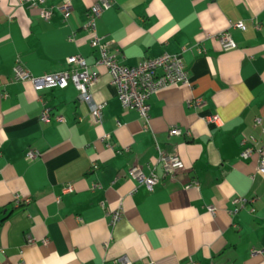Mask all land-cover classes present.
Listing matches in <instances>:
<instances>
[{"label":"crops","instance_id":"crops-1","mask_svg":"<svg viewBox=\"0 0 264 264\" xmlns=\"http://www.w3.org/2000/svg\"><path fill=\"white\" fill-rule=\"evenodd\" d=\"M97 2L31 8L0 0V264H114L122 256L133 264H264V176L256 154L241 158L249 136L264 147V0H110L96 29L119 63L168 53L188 72V84L152 95L147 126L122 107L90 46L84 25ZM43 8H53L49 20ZM238 22L244 30L232 27ZM222 32L237 49H222ZM75 55L97 74L100 124L73 85L37 92L13 80L18 64L40 77ZM197 99L202 106L191 104ZM45 107L51 117L42 122ZM216 115L219 125L207 122ZM174 126L184 134L170 136ZM159 149L185 170L165 176ZM29 150L40 156L27 160ZM133 166L155 169L160 184L138 185ZM16 196L30 202L18 205ZM118 207L123 216L112 223L108 212Z\"/></svg>","mask_w":264,"mask_h":264},{"label":"built area","instance_id":"built-area-1","mask_svg":"<svg viewBox=\"0 0 264 264\" xmlns=\"http://www.w3.org/2000/svg\"><path fill=\"white\" fill-rule=\"evenodd\" d=\"M46 0H18L19 4L25 2L30 3L31 8H38L44 4ZM111 7L110 0H98V2L88 11L87 22L84 25V30L92 35L90 40V46L97 50L99 53L98 63L104 66L110 75L111 84L115 87L118 99L125 110L137 111L143 120L146 122V126L149 122V100L153 94L158 90L173 86V85H186L188 84V72L181 58L175 55L164 53L159 57L145 59L141 61L135 67H128L122 65L117 61L115 56L111 54L110 43L97 34L96 22L98 18ZM65 19L70 16L72 6L70 3L64 4L61 7ZM53 8H43L41 10V17L44 20H49L52 17ZM256 28H259V24H255ZM233 28L244 30L245 24L238 22L233 24ZM221 47L224 51H230L237 49L236 42L231 38L228 32H222L218 35ZM13 80L18 82H30L34 90L37 92L45 89L59 88L65 89L70 85H73L79 92V98L89 108L90 114L95 122L101 123L102 114L105 107L104 103H96L91 95V88L97 80V74L90 71V67L87 64L85 58L79 55L71 56L66 60V68L64 70L45 74L37 77L33 76L22 65L18 64L14 68ZM6 96V95H4ZM192 105L197 107L202 106V100H194ZM51 117L50 110L45 107L41 113L40 120L47 122ZM57 121H63V118L56 116ZM209 123L220 124L219 117L212 116L207 119ZM262 124L261 118L255 119V125ZM183 131L174 126L170 128V136H181ZM109 136L106 135L102 138V141H108ZM244 144L246 148L241 153V158L244 160L249 159L253 154L258 156L257 173L264 176V147L258 138L249 136L245 138ZM158 163L161 164L165 176H176L179 172L185 170V166L181 159L177 155H168L162 150H158ZM40 156V153L36 150H29L26 154V159L33 161ZM129 177L134 180L138 185L145 186L149 191H152L155 186L160 184L161 178L155 173V169L150 174H145L140 166H133L129 170ZM197 185L196 181H192L187 188ZM97 188L98 185H94ZM65 191H72V187L69 186ZM16 202L18 205L28 204L30 200H22L19 196H16ZM244 203L246 200L239 198L235 203ZM208 212L212 215L216 214L214 207H208ZM253 212V210H252ZM112 223H116L121 220L123 216V210L118 207L115 210L108 212ZM29 241H32L30 239ZM114 264H133L126 256H122L114 260ZM146 264H152L148 262Z\"/></svg>","mask_w":264,"mask_h":264}]
</instances>
